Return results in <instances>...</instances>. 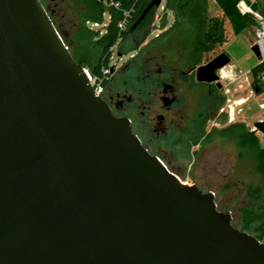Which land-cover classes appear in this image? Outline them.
<instances>
[{"label": "water", "instance_id": "obj_1", "mask_svg": "<svg viewBox=\"0 0 264 264\" xmlns=\"http://www.w3.org/2000/svg\"><path fill=\"white\" fill-rule=\"evenodd\" d=\"M230 62L197 81L221 87ZM90 76L40 0H0V264H264V242L151 154Z\"/></svg>", "mask_w": 264, "mask_h": 264}, {"label": "rangeland", "instance_id": "obj_2", "mask_svg": "<svg viewBox=\"0 0 264 264\" xmlns=\"http://www.w3.org/2000/svg\"><path fill=\"white\" fill-rule=\"evenodd\" d=\"M259 1L264 11V0ZM203 2L205 11L198 17L199 29H195V17L187 25L177 26L175 14L166 9V0H163L156 7L152 23L141 41L144 34L134 33L114 47L111 68L104 70V75L108 80L107 85L113 90H127L135 98L141 97L161 109L160 97L148 96V90L160 85L174 71H191L193 75L197 67L208 63L221 52L230 55V64L218 72L222 88H217L216 93L220 103L205 127L206 130L212 129V132L202 140L201 146L182 141L171 145L172 142L162 134L150 132L143 126L142 107H130L128 112L134 121L135 131L146 143L147 139L153 141L152 146L160 150L156 153L169 169L184 182L195 184L204 192H213L219 209L230 211L233 224L239 227L242 219L240 209L251 205L249 187L263 184V178L256 170V160L246 150L242 152L237 136V131L244 129L247 133H253L259 144L264 146V133L255 130V123L264 120V76L259 82L261 90L254 86L252 76V68L259 63L252 51L257 41L258 22L253 17L255 21L236 35L230 20L215 0ZM64 7L65 23L72 27L80 4L77 0H66ZM108 22L109 15L106 14L103 25L90 23V26L102 34ZM138 46L141 48L136 52ZM191 48L195 49L193 59L198 48L205 50L197 60H193ZM190 77L181 76L182 85L189 90L187 110L193 109L197 96L205 95L209 89L190 82ZM92 78L94 83H100L97 78ZM107 85H103L104 90ZM241 100L244 102L240 104ZM176 124L177 127L181 124L180 117ZM226 129L230 133L225 136L223 131ZM263 205L264 197L260 203V206Z\"/></svg>", "mask_w": 264, "mask_h": 264}, {"label": "trees", "instance_id": "obj_3", "mask_svg": "<svg viewBox=\"0 0 264 264\" xmlns=\"http://www.w3.org/2000/svg\"><path fill=\"white\" fill-rule=\"evenodd\" d=\"M80 4V10L75 15V21L70 25L65 23V15L55 13L49 10L50 17L62 35L66 45L69 47L74 59L89 69L92 76L97 78L103 85H107V77L104 76V70L111 68L110 61L113 56L114 47L134 33H143V37L148 32V26L151 25L155 15L156 7H153L147 16L135 25L151 0H116L120 3L119 7L107 6L100 0H77ZM182 0H166V9L172 11L176 17L177 26H185L194 17L197 18L195 29H199L198 17L205 11L203 0H189L186 5L181 4ZM249 0H215L224 12V15L230 20L234 33L240 34L254 18L250 13H243L239 7L240 2ZM255 10H260L263 14L260 4L252 5ZM126 12L130 13L129 23L126 29L120 27V23L126 17ZM109 15V22L104 32L96 31L90 26V23L103 25L105 15ZM201 46V45H200ZM196 53L197 60L204 53L198 48ZM253 84L256 88L262 89L260 81L264 76V61L259 62L252 68ZM224 135H229V129L223 131ZM242 152L246 150L256 160V170L263 178V184L259 186H250L248 195L251 199V205L242 207L241 226L235 227L247 231L264 242V205L260 206L264 197V146H261L253 133H247L244 129L237 131Z\"/></svg>", "mask_w": 264, "mask_h": 264}, {"label": "flooded vegetation", "instance_id": "obj_4", "mask_svg": "<svg viewBox=\"0 0 264 264\" xmlns=\"http://www.w3.org/2000/svg\"><path fill=\"white\" fill-rule=\"evenodd\" d=\"M40 1L48 11L51 10L58 14L65 10L64 6L66 0ZM141 46H138L135 51L137 52ZM191 50L192 52L190 56L192 58L195 49L193 50L191 48ZM196 53L195 55H197ZM195 59L196 58L193 60ZM183 75L191 76L192 79H190V82H196L209 87L205 95L202 94L197 96L198 100L195 103L194 108L189 110H187L186 105V99L188 97L187 92L189 90L182 85L181 76ZM195 79L196 71L193 75H191V71H174L167 79L162 80L160 85L148 90V96L160 97L162 102L161 109L150 102L143 100L141 97L138 99L135 98L133 94H129L127 90L115 91L108 85L104 90L102 97L116 117H126L130 120L133 132L139 137L142 144L149 150V152L154 155H159L156 152H160V150L152 146L153 141L147 139L148 142L146 143L135 131L134 121L130 118L128 109L130 107H133V109L142 107L144 110L141 114L145 119L143 126L147 127L150 132L154 131L159 135L162 134L165 139L172 142L171 145L182 141L185 143L187 142L188 145L195 143L196 145L201 146L202 140L209 137L212 132V129L206 130L205 127L210 120L213 110L217 108V105L220 103L216 90L217 88H222V86L219 87L217 82H199ZM257 90L259 89L257 88ZM165 100L169 101V104H165ZM178 117L181 118V124H178L179 126L177 127L176 120Z\"/></svg>", "mask_w": 264, "mask_h": 264}, {"label": "built area", "instance_id": "obj_5", "mask_svg": "<svg viewBox=\"0 0 264 264\" xmlns=\"http://www.w3.org/2000/svg\"><path fill=\"white\" fill-rule=\"evenodd\" d=\"M103 1L107 6H115L119 7L120 3L116 0H101ZM250 2L242 1L239 4V7L243 13H250L258 22L257 25V41L256 44L259 46L260 53L262 56V61H264V14L260 10H255L253 8V4H260L259 0H249ZM262 8V7H261ZM129 16L130 13L126 12V17L124 20L120 23V27L123 29H126L129 23ZM105 76V75H104ZM90 80L93 83V86L95 88V91L98 95H102L104 92L103 84L100 82L99 84L94 83L92 76H90Z\"/></svg>", "mask_w": 264, "mask_h": 264}, {"label": "bare ground", "instance_id": "obj_6", "mask_svg": "<svg viewBox=\"0 0 264 264\" xmlns=\"http://www.w3.org/2000/svg\"><path fill=\"white\" fill-rule=\"evenodd\" d=\"M224 70V69H223ZM227 70V69H226ZM227 72V71H226ZM244 102V100H241V101H239V103L241 104V103H243Z\"/></svg>", "mask_w": 264, "mask_h": 264}]
</instances>
